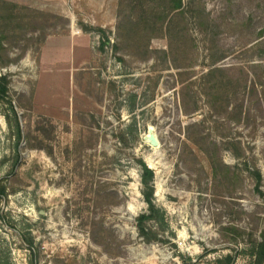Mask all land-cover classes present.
Instances as JSON below:
<instances>
[{
	"label": "rangeland",
	"instance_id": "374dc122",
	"mask_svg": "<svg viewBox=\"0 0 264 264\" xmlns=\"http://www.w3.org/2000/svg\"><path fill=\"white\" fill-rule=\"evenodd\" d=\"M185 5L186 29L165 0H0V75L23 132L16 164L0 105V264H180L207 251L199 263L214 264L264 224V80L240 70L259 62L247 50L264 0ZM220 56L236 95L216 113L204 78ZM140 160L153 164L160 242L136 227Z\"/></svg>",
	"mask_w": 264,
	"mask_h": 264
},
{
	"label": "trees",
	"instance_id": "16d2710c",
	"mask_svg": "<svg viewBox=\"0 0 264 264\" xmlns=\"http://www.w3.org/2000/svg\"><path fill=\"white\" fill-rule=\"evenodd\" d=\"M166 5L169 11L173 13L180 14V22L181 25L186 29L189 25L190 16L188 15V11L186 10L185 0H165ZM195 0H191L194 2ZM204 11L198 12L197 14H203ZM195 23L201 27L202 24L207 22L203 21L206 20V17L203 16H194ZM181 27V26H180ZM260 40V41H259ZM257 43L252 45L248 52L259 50L261 53L260 58L257 60L259 61L256 64H251L249 62V68H240L243 75L245 76V80L248 81L250 75L253 77V81H255V76L258 75L260 78L264 80V31L260 32L259 37L257 39ZM224 56H220L218 58H212L211 63L209 65L210 70L205 75L206 80H209L210 86L208 87V92H206V97L208 100L209 107L216 111L219 109H228L229 105L232 101V95L235 97L236 95V87L232 84L233 81L225 82L224 72L225 70L221 67H217V64L224 60ZM258 70L261 72L259 73ZM216 76H222V79H215ZM212 79V80H211ZM223 81L228 83L226 89H224L223 94L220 93L221 89L223 88ZM261 81V79L259 80ZM255 85V83H253ZM260 84H263L260 82ZM252 85L254 89L255 86ZM231 96V98H230ZM225 100V102H224ZM0 105L7 106L8 113H6L5 119L7 120L10 128L12 130V137L16 141L17 153H16V164L18 163V149L21 144L23 138V132L21 129V125L19 122L18 114L13 106V103L9 97V81L6 76L0 75ZM236 109L237 107L234 106ZM242 108V107H241ZM242 112V109H240ZM13 122V123H12ZM191 139V138H190ZM197 146L200 147L210 158L213 160L214 156L207 150L201 148L198 144L197 140L192 139ZM239 157V156H238ZM140 177H141V185H142V196L144 202L147 205V211L143 214L139 215L136 219V227L138 230L139 237L146 243H154L163 241L162 237L159 236V233L156 232L151 226L153 223L156 228H161L162 230L166 227L165 223V215L161 212V210L157 207L155 203V187H154V180H155V173L149 166L140 160ZM14 169V168H13ZM251 175L250 177L253 179L255 184V189L258 193L262 194L261 187H262V180L263 175L262 172L258 168H253L249 172ZM5 190L3 194H5ZM253 232L248 233V237L246 239L235 240L234 247L230 249V253L226 255H222L219 258L215 259L214 264H237L239 258L243 257L247 260V264H264V224L259 227V230H252ZM256 231V232H255ZM255 232V233H254ZM238 233H241V230H238ZM246 234V233H245ZM208 251L203 254V256L198 257V259H193L190 256H181V263L180 264H200L199 261L207 257Z\"/></svg>",
	"mask_w": 264,
	"mask_h": 264
},
{
	"label": "water",
	"instance_id": "95a60500",
	"mask_svg": "<svg viewBox=\"0 0 264 264\" xmlns=\"http://www.w3.org/2000/svg\"><path fill=\"white\" fill-rule=\"evenodd\" d=\"M148 139H149V141L152 143V145H154V146H158V144H157V142H156L154 136H150ZM149 168H150V167H149ZM150 169H152V168H150Z\"/></svg>",
	"mask_w": 264,
	"mask_h": 264
},
{
	"label": "bare ground",
	"instance_id": "6f19581e",
	"mask_svg": "<svg viewBox=\"0 0 264 264\" xmlns=\"http://www.w3.org/2000/svg\"><path fill=\"white\" fill-rule=\"evenodd\" d=\"M153 136V135H152ZM155 148V147H154ZM149 166L152 168L153 164L151 163V161H149Z\"/></svg>",
	"mask_w": 264,
	"mask_h": 264
}]
</instances>
